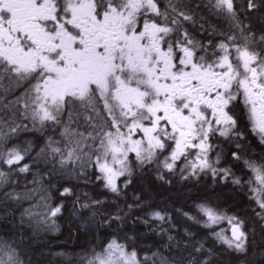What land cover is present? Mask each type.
Here are the masks:
<instances>
[{
	"label": "snow or ice",
	"instance_id": "1",
	"mask_svg": "<svg viewBox=\"0 0 264 264\" xmlns=\"http://www.w3.org/2000/svg\"><path fill=\"white\" fill-rule=\"evenodd\" d=\"M255 6L254 0H248L249 8ZM214 7L236 19L234 0H215ZM150 13L161 15L156 0H0V79L5 74H14L20 80L31 77L37 81L32 89L35 96L26 94L33 106V120L59 122L65 105L74 100L92 103L97 91L104 99L112 123L106 125L107 131L102 127L95 136L91 133L89 136L99 139L95 166L101 175L97 179H103L112 192H118L116 177L130 172V152L135 153L141 164L150 162L157 150L169 147L168 141L175 146L165 158V168L172 170L174 162L192 148L199 150L197 162L191 164L193 174L197 168H211L214 176L219 172L230 175L228 169L212 168L207 141L218 129L221 135H228L236 127L237 121L226 109L238 98L241 89L252 130L264 143V49L257 51L250 47L248 37L240 45L235 37L229 36L228 43L218 45L223 54L213 52L214 59L209 62L204 56L195 57V49L203 46L194 44L185 33L175 44L167 42L164 50L161 45L166 42L165 37L179 27V21L173 19L172 27L162 26L149 19ZM177 15L191 19L183 12ZM140 18L144 20L142 29L138 26ZM260 43L264 44V35ZM177 49L183 53L178 62L174 59ZM28 107L26 102L25 108ZM116 108L119 118L115 115ZM207 109H211V119L206 115ZM138 133H143L140 139L135 138ZM64 134H69V130L65 129ZM74 151L70 149L61 163L71 160ZM233 156L240 158L236 153ZM23 159L17 149H9L6 156L0 153V163L9 166L18 165ZM245 163L259 185L254 192L264 193V164ZM28 169L24 164L19 171ZM6 182L7 174L0 171V183ZM233 183L240 181L236 179ZM69 192L65 188L62 195ZM6 195L19 199V194ZM257 202L264 209V199L258 198ZM198 208L207 217V225L225 219L209 206L201 204ZM60 211L59 206L52 208L42 219L46 222ZM25 212L31 214L28 209ZM151 215L164 219L158 211ZM227 219L232 237L215 235L229 248L243 251L246 239L243 222L234 216ZM202 250V244L195 249ZM156 255L153 253V257ZM149 259L145 256L141 260L135 249L127 251L124 244L112 239L86 264H147ZM0 264H23V261L11 244H0ZM161 264L168 261L161 258ZM187 264L197 261L193 257ZM200 264L209 261L205 259Z\"/></svg>",
	"mask_w": 264,
	"mask_h": 264
},
{
	"label": "trees",
	"instance_id": "2",
	"mask_svg": "<svg viewBox=\"0 0 264 264\" xmlns=\"http://www.w3.org/2000/svg\"><path fill=\"white\" fill-rule=\"evenodd\" d=\"M254 3L256 6L249 8L248 0H234L236 19H232L214 7L215 0H158L161 15L155 18L169 27L173 19H178L179 27L169 37L189 33L194 44L202 45L198 39L201 33L206 48L201 50H206L207 56L213 52L222 55L218 45L228 43L229 36L240 45L248 37L250 47L259 51L264 49L260 43L264 35V0ZM178 12L191 19L184 20ZM229 50L234 56L231 46ZM4 80L0 79V153L6 156L9 149H17L24 159L15 166L0 163V171L7 174V182L0 183V244H11L23 264H86L112 239L124 244L127 251L135 249L141 260L150 257L147 264H161V258L168 264H187L193 257L197 264L205 259L209 264H264V219L246 214L243 199L234 189L202 183L201 172L195 169L193 174L192 167L188 186L183 181L182 166L140 174L137 158L130 154V172L124 175L131 183L126 191L112 192L97 179L98 139L92 138L104 113L97 114L101 111L97 107L90 113L88 103L67 104L59 122L41 123L33 120V106L26 96L35 93L16 86L4 88ZM17 80L13 78V86ZM65 129L69 134H64ZM56 148L60 152H54ZM70 149L75 150L72 159L62 164ZM24 164L29 169L20 172ZM161 177L171 180L160 182ZM153 178L158 179V185ZM65 188L70 192L62 195ZM6 193L19 194V199ZM201 204L211 208L222 204L244 215L243 251L224 246L215 235L225 236L217 228L221 221L207 225V217L198 208ZM57 206L61 211L45 222L42 218ZM157 211L163 220L151 215ZM201 244L202 252H196ZM153 253L157 255L153 257Z\"/></svg>",
	"mask_w": 264,
	"mask_h": 264
},
{
	"label": "flooded vegetation",
	"instance_id": "3",
	"mask_svg": "<svg viewBox=\"0 0 264 264\" xmlns=\"http://www.w3.org/2000/svg\"><path fill=\"white\" fill-rule=\"evenodd\" d=\"M172 1V0H171ZM158 9L159 4L158 0H156ZM154 16V17H153ZM155 13L149 14V19L154 20L158 24H161L162 26H165L163 23H159L156 18ZM143 18L139 19L138 26L142 29L143 27ZM70 27V26H69ZM165 37V41L162 43V48L164 50H167V42H171L173 44L176 43L177 40H182L184 38V34H179V38L173 37ZM188 39H191V34H187ZM203 35L200 33L198 36V39L200 40V44H202L203 48H205V42L203 39ZM212 55L207 56L206 50H201V48L195 49V57L198 58L200 56H204L206 60L208 61V57L211 59L209 62L214 59L213 53ZM183 53L179 51V49L176 50V55L174 59L178 62L179 57L182 56ZM190 70V69H189ZM13 78H17L14 74H5L4 75V82H8L9 84L2 83L3 87L6 88L10 86V88H21L26 89V92H29L33 89V85L37 82L35 79H32L31 77L25 80L18 79L16 81V84L13 86ZM5 85V86H4ZM133 86H135L133 84ZM2 87V86H1ZM93 88H95V85H92ZM233 92L236 93V88L234 86ZM71 99V98H69ZM80 103H88L89 104V112L93 113V108L97 107L101 111H97L96 113H100L105 115L104 119H101L97 123V133H99L103 127V130L107 131L108 127L112 123V117L109 114V112L105 109V102L104 99L99 96V92H96L95 100L92 103H89L88 101L81 102L79 100H74L71 104H80ZM110 103H114L110 100ZM102 108V109H101ZM103 110V111H102ZM226 111L229 112V115H232L233 118L237 121L236 127L232 132H230L228 135H221L219 129L210 135L207 143L210 145V149L207 153V157L209 160V163L211 164L212 168H215L217 170H223L228 169L230 170V175L224 176L223 172H219L218 175L214 176L212 173L211 168H205L203 170L199 169L202 175V183L205 184V182L212 183L215 188H229L234 189L237 193L240 194V196L243 199V204L246 206V214H250L253 217L257 218H263L264 219V209H261L259 206L258 198L264 199V193L261 192H254V189H257L259 185L255 182V175L252 172V170L246 165L245 161H250L256 165L264 164V143L261 142L260 135L252 130V125L249 121L248 117V109L245 106L244 103V96H243V90L241 89L238 93V98L236 100H233L228 105ZM115 115L119 118L120 113L119 109L116 108ZM206 115L211 119L212 113L211 109L206 110ZM130 122V121H129ZM87 126V125H86ZM92 126V125H91ZM207 127V126H206ZM213 127H217L215 124H213ZM114 130V129H113ZM125 130L126 129H122ZM169 131H171V127L169 126ZM142 136L138 133L135 138L140 139ZM96 146L99 145V139L96 142ZM196 143H199V141H196ZM146 145V143H145ZM144 145V146H145ZM169 147H167L165 150H157L155 158L156 160L145 162L143 164L140 163V161L136 160L135 164L138 165V168L140 170V174L143 172H154L153 169H160L161 171H172L175 168H178L180 166L184 169V177L183 181L187 183V186L190 182V174H191V164L193 162H197V152L198 149H192L189 148L186 155L181 156L178 160L174 162V167L172 170H169L164 167V161L166 157L170 156V153L172 151V148L175 146L173 141H168ZM233 153H236L240 158L236 159L233 156ZM133 154L135 153H129ZM109 162L111 161V157L108 158ZM169 163H172V161L169 159ZM118 167V166H117ZM97 168V167H96ZM97 171L98 168H97ZM100 173V172H99ZM125 174V173H124ZM101 175V173H100ZM165 178L160 179L161 181H164ZM239 179L240 183H233L234 180ZM100 181L104 184L105 182L103 179H100ZM131 179L128 178L125 175H121L116 177V185L118 190L126 191L128 189V185H130ZM107 188V187H106ZM109 189V188H108ZM110 190V189H109ZM111 191V190H110ZM215 209L219 214H222L225 216V219L220 220L221 223L217 224V228L222 230L225 229L228 234H230L231 225L228 222V217H236L239 221L243 222V231L245 232L244 222L246 223L244 219V215H241L239 212L234 211L233 209H229L222 204H216ZM245 214V215H246ZM225 243V247L228 248V245Z\"/></svg>",
	"mask_w": 264,
	"mask_h": 264
},
{
	"label": "bare ground",
	"instance_id": "4",
	"mask_svg": "<svg viewBox=\"0 0 264 264\" xmlns=\"http://www.w3.org/2000/svg\"><path fill=\"white\" fill-rule=\"evenodd\" d=\"M150 178H151V177H150ZM164 178H165V179H164L165 182H169V181L171 180V178H169V177H164ZM153 179H154L155 181H154ZM153 179H152V180L154 181V183L158 185L159 183L156 182V180L158 181V179H156V178H153ZM164 181H160V182H164Z\"/></svg>",
	"mask_w": 264,
	"mask_h": 264
},
{
	"label": "rangeland",
	"instance_id": "5",
	"mask_svg": "<svg viewBox=\"0 0 264 264\" xmlns=\"http://www.w3.org/2000/svg\"><path fill=\"white\" fill-rule=\"evenodd\" d=\"M18 79H19V78H18ZM139 134L142 136L143 133H139ZM138 136H139V135H138ZM139 138H140V136H139ZM144 147H147V144H146ZM219 221H220V220H219ZM222 231L225 232V236L227 237V235H226L227 232L225 231V229H222Z\"/></svg>",
	"mask_w": 264,
	"mask_h": 264
},
{
	"label": "water",
	"instance_id": "6",
	"mask_svg": "<svg viewBox=\"0 0 264 264\" xmlns=\"http://www.w3.org/2000/svg\"><path fill=\"white\" fill-rule=\"evenodd\" d=\"M231 235H232V231H231Z\"/></svg>",
	"mask_w": 264,
	"mask_h": 264
}]
</instances>
